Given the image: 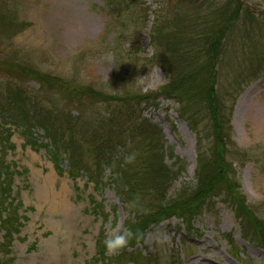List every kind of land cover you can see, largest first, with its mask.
I'll return each instance as SVG.
<instances>
[{
    "label": "rangeland",
    "instance_id": "rangeland-1",
    "mask_svg": "<svg viewBox=\"0 0 264 264\" xmlns=\"http://www.w3.org/2000/svg\"><path fill=\"white\" fill-rule=\"evenodd\" d=\"M213 1L219 7L225 0ZM106 2L0 0V93L16 88L35 96L47 109L76 119L83 133L88 122L116 109L79 91L114 96L119 103L134 95L149 97L133 109L161 130L163 162L171 174L166 198L174 199L180 189L196 185L198 149L209 147L207 116L201 111L190 120L174 99L156 95L168 82V74L158 64L161 50L150 40L155 14L162 20L166 15L158 2L138 0L135 20L116 19ZM243 3L261 27L255 23L241 27L243 14L226 34L215 69L216 92L226 106L232 104L227 162L247 206L264 223V0ZM32 133L35 146L27 145L14 126L7 144L0 143V159L11 167L12 198L19 203L21 223L8 251L0 248L1 260L11 264H264V249L246 218L235 216L223 194L188 224L172 216L135 226L137 235L125 248L118 253L105 249L101 256L107 232L131 229L139 220L130 217L122 204L108 169L101 173L97 187L85 173L73 179L65 155L61 171L54 168L43 130L35 128ZM85 161L90 160L85 157ZM2 235L0 229V243Z\"/></svg>",
    "mask_w": 264,
    "mask_h": 264
},
{
    "label": "trees",
    "instance_id": "trees-1",
    "mask_svg": "<svg viewBox=\"0 0 264 264\" xmlns=\"http://www.w3.org/2000/svg\"><path fill=\"white\" fill-rule=\"evenodd\" d=\"M157 2V7L166 15L163 21L155 14L150 40L161 50L158 64L168 74V82L156 95L174 99L186 109L185 115L190 120L203 111L210 125L209 147L197 152L196 185L193 188L184 187L174 199L166 198L171 174L163 162L161 130L143 120L133 109L149 99L144 95H134L119 103L114 96L89 89L79 91L97 103L112 104L116 109L107 117L82 126L86 129L83 133L77 128L76 119L57 111L62 114L58 115L52 108L44 107L35 96L8 87L5 95L0 93V143L7 144L10 127L14 126L20 130L27 145L35 146L32 132L40 128L49 141L46 150L57 171H61L62 155H65L69 176L75 179L85 173L87 180L97 187L101 173L108 169L112 183L122 195V204L132 213L130 217L139 220L131 225L132 231L139 224H156L172 216H179L188 224L208 202L223 194L235 216L241 220L246 218L248 227L264 249V223L247 206L239 185L234 181L231 164L227 162V147L232 145V104L226 106L217 97L215 70L222 58L226 34L238 24L243 14L246 17L241 27L254 23L257 28L261 25L243 0H225L219 7L213 0ZM139 6L138 0L106 2L110 14L116 19L135 20ZM116 101L118 104L113 103ZM131 152L137 154L136 158L127 163L124 158ZM85 157L90 161H85ZM10 168L0 159V229L3 231L0 248L5 251L21 225L17 214L19 203L12 198ZM136 235L137 232L132 239ZM104 251L105 247H102L101 256ZM0 264L11 263L0 259Z\"/></svg>",
    "mask_w": 264,
    "mask_h": 264
},
{
    "label": "clouds",
    "instance_id": "clouds-1",
    "mask_svg": "<svg viewBox=\"0 0 264 264\" xmlns=\"http://www.w3.org/2000/svg\"><path fill=\"white\" fill-rule=\"evenodd\" d=\"M136 153L131 152L125 156V162L131 163L136 158ZM134 237V233L130 228H124L120 231H109L105 234L102 243L106 251L110 253H118L125 248L130 240Z\"/></svg>",
    "mask_w": 264,
    "mask_h": 264
}]
</instances>
